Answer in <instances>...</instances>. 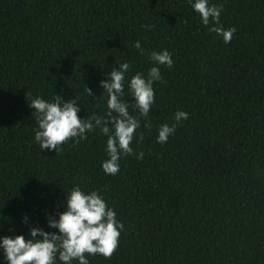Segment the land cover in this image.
Wrapping results in <instances>:
<instances>
[{"label":"trees","instance_id":"trees-1","mask_svg":"<svg viewBox=\"0 0 264 264\" xmlns=\"http://www.w3.org/2000/svg\"><path fill=\"white\" fill-rule=\"evenodd\" d=\"M192 3L0 0V238L58 232L48 220L79 185L98 190L124 225L111 259L87 256L90 264H264V0H209L223 6V28H236L227 44ZM164 49L172 68L149 59ZM123 62L131 67L121 99L141 126L118 174L102 168L108 137L98 128L58 154L40 149L31 99L75 96L81 119L103 116L100 81ZM153 66L163 82L139 117L128 82ZM177 111L188 118L158 143ZM0 264H8L2 249Z\"/></svg>","mask_w":264,"mask_h":264},{"label":"clouds","instance_id":"clouds-1","mask_svg":"<svg viewBox=\"0 0 264 264\" xmlns=\"http://www.w3.org/2000/svg\"><path fill=\"white\" fill-rule=\"evenodd\" d=\"M192 8L199 14L202 24L209 26L210 32L222 36L226 44L231 42L236 28L224 29L220 24L222 5L210 6L209 0H194ZM133 47L141 55L144 54L139 41ZM148 55L155 65H166L168 68L173 66L171 53L167 49L152 51ZM130 67V63L123 62L119 65V70L114 68L106 75L105 80L100 81L108 94V111L103 116L93 114L87 119H81L78 116L80 108L75 96L65 101L57 95L54 102L37 96L29 102L27 93L29 107L33 109L32 115L38 124L34 139L40 149L55 150L58 154L63 150L61 146L69 140L79 143L80 140L87 139L88 132L98 128L108 137L106 151L109 159L102 163V168L108 175L118 174L121 155L134 154L131 143L136 136V130L141 126L140 118L131 115L128 103L121 99L124 96L125 73ZM156 81L163 82L158 66L151 67L147 77L137 72L128 82L131 97L134 99L132 106L138 110L139 117H147L155 103L153 84ZM85 90L89 96H93L92 90L86 85ZM188 115L185 111H177L176 123L160 126L157 142L166 143L169 136L174 134L176 125L187 119ZM144 127L151 128V122H145ZM140 139H143L142 134ZM143 156L141 151L137 158L143 159ZM65 203L66 208L59 213V218L48 220L49 227L58 229V232L32 227L30 239L22 234L0 238V249L3 250L8 264H56L57 258L61 264H73V261L90 264L87 256L95 255L111 259L119 246L121 230L124 228L116 219L115 210L108 206L98 190L86 193L79 185L69 190Z\"/></svg>","mask_w":264,"mask_h":264}]
</instances>
